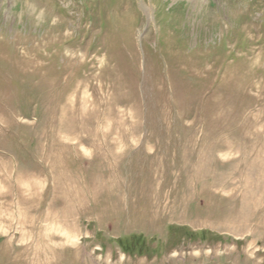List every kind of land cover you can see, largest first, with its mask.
Wrapping results in <instances>:
<instances>
[{
    "label": "rangeland",
    "instance_id": "rangeland-1",
    "mask_svg": "<svg viewBox=\"0 0 264 264\" xmlns=\"http://www.w3.org/2000/svg\"><path fill=\"white\" fill-rule=\"evenodd\" d=\"M0 264H264V0H0Z\"/></svg>",
    "mask_w": 264,
    "mask_h": 264
},
{
    "label": "bare ground",
    "instance_id": "bare-ground-1",
    "mask_svg": "<svg viewBox=\"0 0 264 264\" xmlns=\"http://www.w3.org/2000/svg\"><path fill=\"white\" fill-rule=\"evenodd\" d=\"M196 4V3H195ZM149 6L145 7V10L147 11V14L149 13ZM39 17V16H38Z\"/></svg>",
    "mask_w": 264,
    "mask_h": 264
}]
</instances>
